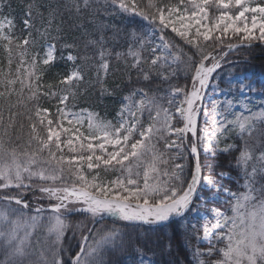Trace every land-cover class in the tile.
Segmentation results:
<instances>
[{
	"label": "snow or ice",
	"instance_id": "1",
	"mask_svg": "<svg viewBox=\"0 0 264 264\" xmlns=\"http://www.w3.org/2000/svg\"><path fill=\"white\" fill-rule=\"evenodd\" d=\"M113 2L116 3V0ZM211 3L220 11L208 23L206 6L210 4V0H187V5L183 8L181 5H185V0H180V4L174 6H157L149 0L147 9L139 12H136L139 5L135 0H132L131 8L125 0H119L122 10H131L151 25L150 35L157 31L161 33L160 44L151 48L148 47L150 40L138 38V48L133 50L130 47L127 53L134 61L129 67L139 69L144 80H149L151 73L156 71L157 76L167 82L169 74L157 71L156 66L168 63L167 56L171 55L173 44L163 33L170 29L190 48L196 49L188 57L186 65L191 72V83H186L183 87H171L163 95L134 89L124 96L115 124L95 120L93 114L89 113L88 131L85 133L80 127H65L64 124L66 122L69 126H83L82 115L71 112L67 102L75 98L73 86L83 80V72L76 62L87 61L89 56H74L69 53L67 60L74 62V67L61 79L60 85L63 87L59 92L41 93L37 68L40 63L49 65L55 59V44H45L44 56L35 53L29 61L27 46L36 43L31 31L35 23L33 17L36 15L34 5L27 4L22 21L23 31L27 35L21 38L14 33V17L4 12V8H10L11 5H5L4 0H0V42L7 53L9 66L5 80L0 83L6 87L14 85L21 76L22 66L27 64L28 67L23 71L27 74V86L31 91L29 100L38 101L40 95H50L57 100L55 117L52 116L51 109L38 104L35 107L39 128L46 130V137L38 131L36 122L30 125L31 132L26 144L9 148L0 137V254L3 256L0 264H65L59 247L65 228L62 212L80 211L93 218L108 214L124 221L163 222L170 217H181L194 211L193 201L202 181L209 189L215 186L216 182L211 175L202 176L200 145H204L206 152L215 149L230 151L232 145L219 147L221 138L227 139L229 133H234L244 139L245 133L250 134L257 122L264 123V110L253 112L245 106L243 111L233 112L231 108L235 101L226 99L222 105H214L211 132L201 129L197 136V120L201 108L198 102L202 101L210 79L222 67L226 57V54L219 57L212 53L205 54L199 38L202 37L205 42L214 39L215 43L222 44L230 36L238 37L241 44H229L230 50L245 46V42L247 46H251L253 40L264 42V0H211ZM83 5L87 9L89 0H83ZM153 8L156 9L154 12L151 11ZM75 10L81 11L80 0H76ZM40 17L43 21L42 12ZM54 19L55 11H49L47 26L43 31L36 29L41 38L50 36ZM51 39L56 40L57 37L52 36ZM13 46L18 50L15 57H19V61L15 78H8L12 76L11 65L15 59ZM72 47L75 45L65 44V48ZM145 52L148 53L147 56L144 55ZM109 54L102 47L93 53V57H98L94 65L98 83H102L101 70L105 75L108 73L110 65L106 56ZM116 55L120 58L123 54ZM181 55H184L182 50ZM197 55L200 57L199 61L196 59ZM177 59L179 57H173L174 62ZM142 63L148 65L147 70L141 66ZM42 71L40 70L41 75ZM32 77H36L35 90ZM20 83L23 89L25 80L20 79ZM228 83L229 93L233 90L239 94H243L245 90H256L252 82H245L244 79L235 83L230 80ZM105 91L107 89H101L102 93ZM3 95L0 92V96ZM221 107L223 111L220 110ZM245 112L248 114L245 115ZM205 115H208L207 111ZM29 119L33 118L29 116ZM189 132L192 134L190 142L187 139ZM247 145L248 141L245 140V148L236 157L237 167H243L244 170L246 191L230 193V215L227 210L213 209L216 223L212 225L211 233L207 226L204 231L210 239L215 237V243L210 244L207 253L199 250L196 252L197 256L206 254L217 257L209 264H264V188L257 191L253 187L252 178L256 175L257 166L253 165L251 172L248 171L249 162L253 159L264 170V150L254 156L253 150ZM65 148L72 155H66ZM187 153L195 159L190 179L185 177V165L177 162L186 159ZM169 161L172 162L171 170L163 172V176L168 179H156L160 175L159 165H167ZM117 165L120 175L111 180H105L99 172H95L102 166L104 171H116ZM36 181L39 183H35ZM29 190L33 193L39 191L41 198L49 200L51 215L46 224L40 215L45 211L42 207L35 209L36 215H25L24 210L30 208V203L24 199V193ZM39 228L46 229L48 235L55 238L44 245H39L38 242L39 247L34 248L32 237ZM118 235L117 230H108L97 232L95 236H91V233L85 236L80 250L72 257V264H105L104 251L109 246H122V241L117 244ZM196 238L199 239L198 236ZM138 251L140 264H151L150 260L143 257V250ZM200 264L205 262L201 261Z\"/></svg>",
	"mask_w": 264,
	"mask_h": 264
},
{
	"label": "trees",
	"instance_id": "2",
	"mask_svg": "<svg viewBox=\"0 0 264 264\" xmlns=\"http://www.w3.org/2000/svg\"><path fill=\"white\" fill-rule=\"evenodd\" d=\"M109 1L89 0V7L85 9L83 0H80L81 11L77 12L75 10L76 0H4L5 5H11L10 8L5 7L4 12L14 17L16 25L14 33L21 38L27 35V32L23 31L24 25L22 23L25 18L24 13L27 9V4L32 3L34 5L36 15L33 17L35 23L31 31L36 43L35 45L27 46L29 52L28 60L35 52L41 54L45 44H55V59L49 65L40 63L37 68V74L40 76V92H59L60 88L63 87L60 85L61 79L74 67V62L67 60L69 53L74 56H84L85 54L89 56L87 61L80 60L76 62L80 65L83 72V80L77 82L72 88V91L75 92V98L70 99L68 103L74 108L86 107L103 110L110 104L114 108L117 106L119 99L134 89H144L149 91L150 94L156 92L157 95H163L168 87H183L186 83L190 85L191 72L179 71L175 72V75L169 73V80L163 82L157 76L156 71L151 73L149 80H144L139 69L129 67L134 62L132 57L127 55L129 48L132 47L133 50L138 48V38H141L139 35H146V25L134 13L118 12L117 9L110 10L111 7L107 5H110ZM116 2H119V0H116ZM148 2L149 0H135V3L139 5L136 11L146 10ZM152 2L157 6H174L179 4L180 0H152ZM125 3L132 5V0H125ZM155 10V8L151 9L153 12ZM49 11H55L52 31L50 36L41 38L37 34L36 29L43 31L47 26L46 21L49 19ZM41 12L43 13V21L40 17ZM163 35L167 40L172 41V50L178 53L184 60L185 65H187L189 62L188 57L196 49L190 48L175 33L165 31ZM52 36L57 37V39H51ZM237 41L240 40L230 37L225 39L222 44H217L214 39L205 42L202 38H199L205 54L212 53L214 55H220L230 43ZM65 44H74L75 47L65 48ZM101 47L107 53H110L106 56L110 66L107 75L101 70L102 83H98L94 67L98 57H93V53L98 52ZM181 50L184 55H181ZM17 51L15 46H13L14 57ZM117 53L123 55L117 58ZM196 59L199 61L200 57L197 55ZM18 61L19 57H15L11 65L12 76L8 78H15V69ZM225 61H230L238 74L250 72L251 75L255 76L264 73V45L240 46L229 54ZM141 66L146 70L148 68V65L143 63ZM25 67H28V65L22 66L21 73L24 75L21 74L14 85L6 87L5 84L0 83V92L4 93L3 96H0V137L3 138L9 148L26 144L31 132L30 125L33 122L37 123L38 131H41V135L46 137L45 131L39 128V121L35 117L37 104L40 107L51 109L53 117L57 115V100L54 97L40 95L38 101L29 100L31 91L27 86V74L23 71ZM8 68L7 53L3 48V44L0 43V81L5 80ZM40 70H43L42 75ZM20 79L25 80L23 89H21ZM31 80L35 81V85L36 77H32ZM102 88L107 89V91L102 93ZM8 89H13L14 91L10 92ZM158 89L159 91H157ZM33 90H35L34 87ZM110 100L112 102H109ZM29 116L33 119L30 120ZM188 141H191L190 136ZM235 141L236 147L228 152L215 151L212 154H206L199 148L202 174L211 175L218 180L217 182L222 189L227 188L232 191L237 190L236 180L240 179L236 157L240 154L241 143L239 139ZM187 158L186 179H190L195 162L190 154ZM35 183H39V181ZM202 192L204 194L208 193L204 189H202ZM24 195L25 200L30 203V208L27 209L29 211H32L36 206L49 205V200L46 197L41 198L42 194L39 191L33 193L32 190H29ZM212 203L223 207L220 202L213 201ZM62 213L68 219H71L72 224L74 222L78 224L81 221L82 223H87L85 227H88L94 222L95 224H92L93 231L95 228L101 230L106 227L119 231L117 244H120L121 241L123 243L121 247L109 249L107 256L109 264H130L125 256L128 254L133 255L138 252V249H142L143 254L150 256L154 264H195L186 244L188 230L182 226L181 219L172 220L164 224H129L121 219H92L89 214L80 211ZM76 233L78 234V231L74 229L72 235L74 236ZM68 252H70L69 248ZM2 259L3 256L0 255V260ZM132 261L135 263L134 260Z\"/></svg>",
	"mask_w": 264,
	"mask_h": 264
},
{
	"label": "rangeland",
	"instance_id": "3",
	"mask_svg": "<svg viewBox=\"0 0 264 264\" xmlns=\"http://www.w3.org/2000/svg\"><path fill=\"white\" fill-rule=\"evenodd\" d=\"M109 2H110V5L109 4H107V5L111 7L110 10H116L117 9L118 12L124 11L119 7V2L114 3L113 0H110ZM186 5H187V0H185V5H181V7L183 8ZM206 7H207V10L209 13L208 23H211V21L216 16L219 15L220 10L217 9L216 6L211 3V0H210V4ZM129 8H131V5H129ZM211 8H213V9H211ZM233 11H234V9H233ZM126 12L134 13L131 10L126 11ZM134 14L137 15L136 13H134ZM137 16L141 17L140 15H137ZM141 19H143V18L141 17ZM143 21L146 25V31L147 32H146L145 36L139 35V37H143V38L145 37L144 39L146 41H149V40L151 41V43L148 45L149 48L160 44L161 33L157 31L154 35H150L151 25L147 21H145V20H143ZM177 26H179V25H177ZM166 31L171 32L170 29H168ZM192 35L193 36L195 35V27L192 29ZM257 35H258V33H257ZM200 38H202V37H200ZM232 38L239 39L238 37H232ZM237 42H241V41H237ZM251 42H254L251 45H257V44H263L264 45V42H260L259 40H253ZM0 43H2V42H0ZM47 44H51V43H47ZM45 51H46V48L44 46L43 51L39 55L41 57H43L45 54ZM170 51H171V55L167 56L168 63L166 65H163V66L158 64L156 66L157 71H163V72L168 73V74L169 73L171 74L173 72L174 73L179 72V71L190 73V71L187 70V67L184 63V60L180 57V55L178 53H176L175 51H173L172 49H170ZM35 53H37V52H35ZM144 55L147 56L148 53L145 52ZM174 56L179 57V59L175 60V62L173 61ZM30 60H31V57L29 58V61ZM21 74H23V73H21ZM240 79H244L245 82H248V81L252 82V84L254 85L256 90L254 92H248L247 90H245V92L243 94H239L235 90H233L231 93H229L230 84L228 82L231 80L232 83H235L237 80H240ZM34 82L35 81L32 80V86L35 88L36 84L34 85ZM172 87H174V86H172ZM170 89H171V87H168L165 89V91H170ZM126 95H128V94H126ZM123 98L124 97L119 99L116 107L112 108V105L110 104L111 106L108 105L103 110L90 109V108H86V107L74 108L73 106H71L67 102L68 108L71 112L82 115L83 126L82 127L79 125L69 126L66 122H65L64 126L65 127H80L82 132L87 133V131H88L87 121H88V114L89 113L93 114V119H95V120L111 121L113 124H115L118 120L117 113L119 112V110L121 108V102L123 101ZM138 98L139 97H137V99ZM226 99H233L235 101L234 104L232 105V108H231V110L233 112L243 111L245 106L253 112H259L261 110H264V73H260V74L255 75V76L251 75L250 72L238 74L235 71L234 65H231L230 61L226 62V64H224V66L221 67L217 71L216 75L214 76V80L208 86L206 94L202 99L203 105H202V111H201L200 121H199V125H198V130H197L198 136L200 135L201 129L205 130V132H211L212 127H213L212 114H213L214 105L220 106V105H222V103L224 101H226ZM109 102H112V100H110ZM82 110H85V111L82 112ZM220 110L223 111L222 107L220 108ZM205 111H207V113H208L207 116L205 115ZM244 114L247 115L248 113L245 112ZM144 119L145 120L147 119L146 113H145ZM44 131L46 133V130H44ZM69 135H71V133ZM237 139L240 140L241 149L245 148V140H247L248 141L247 146L253 150L254 156H258L259 152L261 150H264V123L257 122L250 134L245 133L244 139H241L239 136L235 135L234 133H229L227 139L221 138V142H220L219 147L223 148L226 145H232V147H231V149H232V148L236 147V141L235 140H237ZM206 143H207V137L205 138V144ZM160 147L162 148L163 145L161 144ZM186 147H187V144H186ZM199 148L203 152H206L204 145H200ZM215 151H219V149L209 150L206 152V154H212ZM64 152L66 155H72L71 153L68 152L67 148L64 149ZM186 155L188 156L189 153H187ZM187 160H188V158H186L184 160L177 161L178 163H182L185 165V170H184L185 171V177L187 175V167H188ZM253 165L257 166V172H256L255 177L252 178V183H253V187L255 189H257V191H259V189L264 188V170H261L259 168V165L256 164L255 159H253L252 161L249 162V165H248V171L249 172H251ZM115 167L117 169L116 171H112V170L104 171L103 166H102L100 169L95 170V172H99L100 176L103 179L111 180V179H114L116 176L120 175V172L118 171L119 166L117 165ZM171 167H172L171 161H169V163L167 165L160 164L159 165L160 175L158 177H156V179H159L162 181L167 180L168 177H164L163 172L165 170L170 171ZM84 168H85V172L87 173L86 164H85ZM238 169L240 171V179L236 180L237 185H238L237 190L232 191V190L227 189V188L222 189L220 184L217 182L218 180H216L214 177H212V178L215 180L216 184L211 189H209V187L206 184H204V182L202 181L201 185L199 187V190L197 192V195H196L198 199L197 200L194 199V201H193L192 207H193L194 211H189L181 217L182 226L188 230V238H187L186 244H187V246L191 252V257H192L195 264H200L201 261H204L205 264H209V262L211 260H214L217 258L216 256L210 257L206 254L197 256L196 252H197V250H199L201 253H207V250L209 249L210 244L215 243V237L212 236L210 239L209 236L205 235V231H204L205 226H207L210 233H211L212 225L216 223V218L214 216L213 209H216L219 211H226L227 210L228 214L230 215L231 214L230 209H229L230 193L246 191V189L244 187L246 177L244 174L243 167H238ZM95 172H93L92 174H95ZM208 175L209 174H205V175L202 174V176H208ZM140 181H141V183L143 181L142 170H141ZM202 189L206 190L208 193L204 194L202 192ZM217 189H219V191H217ZM213 201L222 203L223 207L212 203ZM24 211H25V215L29 216V217L37 214L34 209H32V211H29L27 209ZM40 215L43 217L44 223L46 224L51 213H50V211L45 210L43 213H40ZM102 216H105V217L112 219V220L120 219L118 216H114V215L104 214ZM61 217L64 221L65 228H64L63 234L61 235L60 240H59V247L62 250L63 260L65 261V264H67L66 262L72 264V257H74L75 254L80 250V245L83 242V239L85 236H89L90 233H91V236H95L97 232H104V231L111 230L108 227H106V228L101 229V230L99 228H95V230L93 231L92 230V227H93L92 224L94 222H92L88 227H85L87 225V223H82L80 221V223L78 222V224L77 223L75 224V222L72 224L71 219L70 218L68 219L66 216H64L63 213H61ZM99 217L100 216H97V217H95V219H97ZM91 218L94 219L92 216H91ZM193 226H195V227H193ZM72 228L76 229L78 231V234L76 233L73 236L72 232L74 229H72ZM118 233H119V231H118ZM197 236L199 237V239L196 238ZM72 237H74V238H72ZM54 238H55L54 236L48 235L46 229L39 228L35 231V233L32 237L33 247L38 248L39 245H44L46 242H50ZM38 242H39V245H38ZM89 242H91V239ZM220 246L221 245H217V247H220ZM68 248L70 249V252H68ZM111 248H112V246H109L108 250L104 251L103 259L105 261V264H109V259L107 256L109 254V249H111ZM0 255H2V254H0ZM143 257L146 260H150L151 264H154V261L150 256L143 254ZM125 258L127 260H129L130 264H140V252L139 251L134 253L133 255L128 254L125 256ZM132 260H134L135 263Z\"/></svg>",
	"mask_w": 264,
	"mask_h": 264
},
{
	"label": "water",
	"instance_id": "4",
	"mask_svg": "<svg viewBox=\"0 0 264 264\" xmlns=\"http://www.w3.org/2000/svg\"><path fill=\"white\" fill-rule=\"evenodd\" d=\"M253 43H254V42H251V44H253ZM256 43H257V42H256ZM239 44H241V42L233 43L232 45H239ZM245 45H247V42H245ZM236 48H237V47H234V48H232V49L230 50L229 47H227V49H226L221 55L226 54V56H227L230 52L235 51ZM221 55H220V56H221ZM211 79H212V78H211ZM211 79H210L209 83L211 82ZM209 83H208V85H209ZM208 85H207V87H208ZM207 87H206V89H205L204 92H203V97H204V95H205V93H206ZM199 104L202 105V101H200ZM199 116H200V111H199V114H198V120H199ZM198 120H197V126H198ZM190 133H191V132H190ZM191 136H192V134H191ZM194 161H195V159H194ZM197 191H198V189H197ZM196 194H197V193H196ZM36 208H37V207H36ZM36 208H35V209H36ZM42 208H44V209H49V206H44V207H42ZM176 218H178V217L173 216V217H170L169 220H173V219H176ZM169 220H167V221H169ZM167 221H163V222H167Z\"/></svg>",
	"mask_w": 264,
	"mask_h": 264
}]
</instances>
